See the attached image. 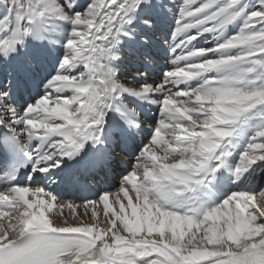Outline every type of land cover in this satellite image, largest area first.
<instances>
[{"label":"snow or ice","instance_id":"6c2138e0","mask_svg":"<svg viewBox=\"0 0 264 264\" xmlns=\"http://www.w3.org/2000/svg\"><path fill=\"white\" fill-rule=\"evenodd\" d=\"M0 264H264V0H0Z\"/></svg>","mask_w":264,"mask_h":264},{"label":"bare ground","instance_id":"6f19581e","mask_svg":"<svg viewBox=\"0 0 264 264\" xmlns=\"http://www.w3.org/2000/svg\"><path fill=\"white\" fill-rule=\"evenodd\" d=\"M169 26H170V22H169ZM166 31H167V28L165 29V32H166ZM162 33H163V32H162ZM162 33H160V35L158 36V39H161V40H162V36H161ZM160 63H161V65H163V64H164V60L161 59V60H160ZM118 182H119V178L116 179L114 183H117V184H118ZM126 203H127V202L125 201V204H126ZM117 210H118V209H117ZM65 218H67V219L69 220V222H74L73 219H72V217L68 214L67 210H65V213H64L63 216H58V217H56L55 219H56L57 222L62 223V222H60V221H64ZM79 218H80V219H84L86 223H89V222H90V220L88 219V217H84L83 215H81Z\"/></svg>","mask_w":264,"mask_h":264}]
</instances>
